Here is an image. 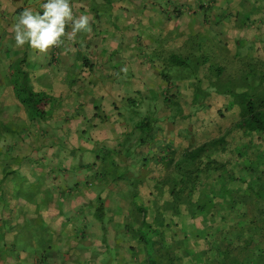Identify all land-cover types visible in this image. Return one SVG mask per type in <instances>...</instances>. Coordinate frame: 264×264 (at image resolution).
<instances>
[{"label":"crops","instance_id":"crops-1","mask_svg":"<svg viewBox=\"0 0 264 264\" xmlns=\"http://www.w3.org/2000/svg\"><path fill=\"white\" fill-rule=\"evenodd\" d=\"M43 3L44 0H0V264H110L114 260L102 242V227L93 218V210L88 209L90 212L85 214V203L77 204L71 214L63 209L65 195L71 192L80 200L83 198L84 186L90 181L89 167L96 171L100 160L95 156L101 149L127 150L133 156L145 152L152 155L161 147L163 120L152 115L153 130L148 141L141 145L136 141L133 128L142 116L150 113L149 105L163 114L170 105L179 110L180 100L189 98L191 104L196 100L182 93L189 88L180 76L185 70L170 65L171 55L196 57L202 60L198 64L202 68L211 56L228 51L227 40L232 42L230 49L240 59H250L264 52V0H70L74 16L90 17L92 31L78 34L74 41L65 37L63 46L42 56L27 45L15 47L11 26L25 8L42 14ZM252 4L256 8L253 21L246 19L240 23L238 11ZM230 33L233 34L231 39ZM166 40L167 46L163 44ZM184 42L190 44L186 54L173 51ZM211 47L213 50H209ZM195 52L196 56H191ZM195 62L194 59L190 63L192 67ZM18 64L24 71L38 72L43 78L53 70L62 75H76V88L67 96L74 100L58 102L61 118L51 115L45 123L28 124L20 129V135H16L15 130L13 89L18 72L13 69ZM97 64L102 78L91 77ZM62 75L61 83H64L66 75ZM171 100L174 103L170 104ZM104 105L109 106L111 112ZM23 112L26 115L24 108ZM110 122L116 123L120 130L111 132L107 126ZM60 128L65 136L54 133ZM93 134L96 139L73 146ZM168 134L162 132V135ZM70 135L69 142L65 137ZM88 143H91L89 148L84 146ZM26 144L27 149L23 148ZM64 152L67 158L73 159L68 170L70 177H56V181H60L57 185L44 181L39 185L38 191L45 193L48 199L46 210L38 209L35 203L28 205L16 196L10 198L13 183L5 180H11L6 179L8 175H15L19 162L20 170L26 168L32 176L22 173L23 180H33L36 168H45L50 160L56 162L51 168L61 172L64 161L60 156ZM86 155L93 161L87 162ZM131 156L125 159H130L129 167L122 164L129 171L135 168ZM140 157L136 160L137 169H142V162L146 160L145 156ZM78 173L86 175L81 180L75 179ZM128 177L131 179L134 175ZM72 179L75 180L71 182ZM95 186H98L96 181ZM91 228H96L98 233L90 231ZM23 237L26 242L21 241ZM115 241L112 245L108 243L111 248L117 244Z\"/></svg>","mask_w":264,"mask_h":264},{"label":"trees","instance_id":"trees-1","mask_svg":"<svg viewBox=\"0 0 264 264\" xmlns=\"http://www.w3.org/2000/svg\"><path fill=\"white\" fill-rule=\"evenodd\" d=\"M194 59L196 65L202 62ZM188 61L191 57H169L170 65L191 69ZM207 61L204 58L203 62ZM246 66L252 70L254 78L264 83L263 72L256 76L253 65ZM198 67L192 72L196 78ZM221 69L215 68L217 77ZM243 81H247V76ZM245 87L249 92H242L245 102L234 127L263 144L264 91L256 96L252 84ZM13 89L29 125L42 124L51 118L57 107V96L48 90L34 89L27 72L16 73ZM154 124V119L147 117L135 125L140 132L137 143L148 141ZM230 135L225 132L184 150L177 158L170 157L173 148L169 150L166 145L153 152L150 170H154L153 165L168 166L172 170L167 176L163 171L148 176L146 160L140 172L130 174L122 165L131 156L127 150L107 148L96 154L95 159H99L100 164L94 172L89 167L92 174L84 188L88 192L94 188L99 191L85 208L93 210V218L101 225L102 242L112 260L125 262V256L132 258L136 250L140 253L138 264H264V169L254 179L240 178L237 173L243 170L237 168L238 163L229 164L223 158ZM238 151L242 156V151ZM260 151L256 150L255 157L259 159V166H264V153ZM243 169L253 171L252 166L245 165ZM130 175L134 177L130 179ZM39 178L36 175L37 181ZM109 186L114 187L110 196L102 198L100 192ZM46 193L49 196V192ZM123 197L127 198L128 205L123 203L126 201ZM41 200L47 202L48 199ZM41 200L35 202L38 209ZM107 212L112 215L107 216ZM196 220H200L202 228L196 226ZM107 224H111L117 242L112 248L106 240Z\"/></svg>","mask_w":264,"mask_h":264},{"label":"rangeland","instance_id":"rangeland-1","mask_svg":"<svg viewBox=\"0 0 264 264\" xmlns=\"http://www.w3.org/2000/svg\"><path fill=\"white\" fill-rule=\"evenodd\" d=\"M251 6L253 7V4L250 5V7L244 11H238L239 13H238L237 20H239L240 23L246 22V19H250L253 21L254 17H252V15L255 13L256 8L255 7L252 8ZM225 12L226 11H224V13ZM232 35L233 34L230 33L229 35L230 39L232 38ZM227 41L228 43L225 44V47L227 48L228 51L223 52L222 50L221 55L211 56L209 58V62L204 67L200 68L198 67L200 65H196L195 63L191 69H189V67L182 68L179 66L180 69L185 70L182 73H180V76L182 79H185L183 80V82L188 83V87L190 88L189 89L186 87V90H182V93L183 92L188 93L190 94V96H193L196 98V100L191 101L192 104L189 103L190 101L189 98L187 100H180L181 108H179V110H174V108H172L170 105V108H166L163 114L161 113L160 110L156 112L155 110H153L152 105H149L150 113L147 116H142V120L147 117L153 118L152 115H155L157 118L163 120L160 123L162 125V131L160 134L161 136H164V137L161 139L163 144L161 145V147H159V149H163L165 145H166V148H168L169 150L173 148V151H171L172 153L169 154L171 158H177L184 150L194 148L206 141H209L213 138H217L223 135L225 132L231 133V135L229 136L228 151L223 154V158L225 159V161L226 160L229 161L230 162L229 164L238 163L239 166L237 168H240V169L242 168L243 170L237 173L240 178L254 179V177L258 174V172L264 169L263 165L259 166L260 164L258 163L259 159L255 157L256 150H261L262 153H264V143L262 144L261 140L258 143L259 140L256 141V137H253V136L250 137L249 135L243 133V131L235 128L234 126L237 120L239 119V114L242 109L241 106L245 102V100H242L243 99L242 92L244 91L247 93L249 92V89L245 87L246 84L253 85V87L255 88L254 94L256 96L264 91V83L261 84L257 77L254 78L251 73L252 70H248V67L246 66L247 64H251V66L253 65L251 68L257 71L258 75L256 76H259V73L261 72L264 73V52H262L259 56L252 57L250 59L249 58L240 59L237 56H235L233 50L230 49L231 47L233 48L232 42L229 40ZM185 42L183 44H180V46L178 47L173 46L174 47L173 51L178 52L180 54H186V52L189 51L188 45L190 44L185 43ZM163 44L167 46L168 41L166 40V42H164ZM150 46L152 47L153 45L150 44ZM170 48L172 47H168V49ZM209 50H213L212 47ZM191 56L195 57L196 52L194 54H191ZM178 57H180V55ZM206 59H208V57ZM188 62H191V63L194 62V58H191V61H188ZM20 64H22V62H20ZM20 64H18L17 66L15 65L13 70L18 71V72L24 71L23 67ZM195 66L198 67V72H197L198 78L194 77V74H193L194 73L193 71L197 70L195 69ZM215 67L223 68L222 73L218 77L215 71ZM99 68L97 64V69L95 70L96 72L95 74L91 73V77L94 78V76H98L102 78L101 76L103 74L100 73ZM27 74L30 80V84L34 87V89L41 88L42 90H45V91L50 90L49 92H53V94L57 96L58 100H57V103H55V106L58 107L60 105V103L58 102H61L62 100H74V97L67 98V96L68 94L74 91V88H76V85H74L76 83L75 82L76 75L72 77L69 74H63V75H66V78H65V82L61 83L62 77L60 75L62 74L58 73V71L53 70L52 72L48 73L44 78L41 77V74L38 72H36V74H31L27 72ZM84 76H86V72L84 73ZM244 76H247V81H243ZM69 84L70 86L72 85L74 86L69 87ZM92 95H94V91L92 92ZM95 96H98V93H95ZM253 98L255 97L253 96ZM172 103H174L173 100H171L170 104ZM57 107L54 109L52 115L55 118L57 117L61 118L62 113L60 112V110H58ZM104 107L105 109L108 110V112H111V108L109 106L104 105ZM1 110H2V107L0 104V112ZM15 110H16L15 130H16V135L17 134L20 135L19 134L20 129L23 130L25 126L29 124V122L26 118L25 113L23 112L22 106H19L17 102H16ZM152 111H154V113H152ZM175 112L178 114H176ZM165 117H167L168 119ZM107 126L111 132H114L115 130H120V127H118L116 123L110 122L109 124H107ZM7 127L11 129L10 126H7ZM133 129H134L133 131L136 132L137 134L136 141H138L140 132L135 129V126ZM61 130L62 129L60 128L54 133L58 134L59 136H65L63 134L64 132H62ZM162 132H165V133L169 132V134L165 136V135H162ZM180 134H182V136H180ZM16 135L15 137H17ZM71 137L72 135L67 136L65 138L67 141H69ZM92 139L93 140L96 139V136L94 134L91 138L89 137H87L86 139L84 138L82 142L75 143L76 145H73V146H78L79 144L82 145L84 144V142L92 141ZM84 146L89 148L91 146V143H88ZM27 147H28L27 144L25 145V147L23 146V148L25 149H27ZM159 149H155V152H158ZM239 149L242 151V156H239L238 154ZM245 150H246V153L243 154V151ZM66 155H67V152H64V154L60 156L63 158V161H64L63 167H62L63 169L61 172L57 171L56 169L51 168L53 164L56 163L51 160L49 161V164H47L45 168H38V169L36 168V174L40 176L38 181L36 180V177H33V180H27V181L23 180L22 173L28 177H32V176L28 174L29 172L26 168H23L22 170H20L19 164H21V162H19L18 166L16 165V172L14 171L15 175H8L6 179H11V180H5V181H11L13 183L11 185V192L9 195L10 198L15 199V196H16V199L18 198L19 200L26 201V203L29 205V203L34 204L36 200H38L36 198H40L41 200L43 197H46L45 193L38 191V186L43 181L48 182L50 184L54 183L57 185V183H59L60 181L59 180L56 181V177L58 176H60L61 178L70 177V175L68 174L69 172L68 170L70 168L69 167L70 164L73 163V159L67 158ZM25 156H27V154ZM140 156H145L146 163H148L147 169L150 170V163H151L150 160H152L150 157L152 155L146 152L142 154L139 153V154H135L131 156V158H133L132 161H133V165L135 168L132 167L130 171L134 174L136 171H139V172L141 171V169L136 168L138 164L136 160H138V158H141ZM85 158L87 162L93 161V159L87 155ZM120 160H122V158ZM32 162L35 163L34 161ZM119 162L121 163V161ZM129 162H131L130 159H127L126 161L124 160L123 163H125L129 167L130 165ZM245 165L252 166L253 171L251 172L248 170H244L243 168L245 167ZM153 166H154L153 167L154 170L153 171L150 170L148 173L149 174L148 176L157 175L160 172L162 174V171L164 172L163 173L164 176H167L168 173H170L172 170V168L168 166L164 168L161 166H157V167L155 165ZM142 172H145V171L143 170ZM89 174H92V172L88 173V175ZM84 175L86 174L78 173L76 174L75 179L81 180ZM75 179H72L71 182ZM113 188L112 186H109L108 188H104L103 192L102 191L100 192L101 197L105 198L106 196H110L111 190ZM93 191L97 192L99 191V189L97 190L94 188ZM65 196L67 198L63 202V209L68 210V212H70L71 214H73L75 210V206L77 204L83 205L85 203V206H87L88 200H90V198L94 199L95 197L93 193L89 194L87 190L83 191V198L81 200L79 197H75V195L71 192H68V194H66ZM123 198H124L123 200L127 201L126 197H123ZM126 201H123V203L125 205L126 204L128 205V201L127 202ZM41 202H42L41 209L46 210L48 208L46 205V201L43 202L41 200ZM88 209L89 208L84 209L85 214H88V212H90L89 211L90 209L89 210ZM107 213H108L107 216L112 215L110 212H107ZM87 218L91 219V217H88V216ZM43 224L44 223H42V225ZM94 224L97 226L96 222H94ZM195 224L198 228L203 227V224L200 222V220H196ZM110 226L111 224H107L106 226L107 227L106 240L110 245H112L113 241L115 240V234H114L113 228L111 231L109 230ZM90 231H95L96 233H98V230H96V228L95 229L91 228ZM20 239L21 241L26 242V239L24 237ZM39 239L40 238H37L36 241L39 242ZM122 246H124V244H122ZM133 254L134 255L132 256V258L128 257V254H127L125 256V262L123 260L121 263L119 262L117 263L116 259H114V261L111 262L110 264H138L140 263V259H138L140 253L134 250Z\"/></svg>","mask_w":264,"mask_h":264},{"label":"clouds","instance_id":"clouds-1","mask_svg":"<svg viewBox=\"0 0 264 264\" xmlns=\"http://www.w3.org/2000/svg\"><path fill=\"white\" fill-rule=\"evenodd\" d=\"M42 14L25 8L13 23L15 47L27 45L39 55H48L51 49L64 45V38L74 41L80 33H90L88 15L74 16L70 0H44ZM71 31H67L68 28Z\"/></svg>","mask_w":264,"mask_h":264}]
</instances>
